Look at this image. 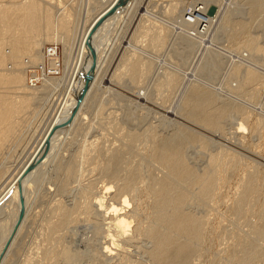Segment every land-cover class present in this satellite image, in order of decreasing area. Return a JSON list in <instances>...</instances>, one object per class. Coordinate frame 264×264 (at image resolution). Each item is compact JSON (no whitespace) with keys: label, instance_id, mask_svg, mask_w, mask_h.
Listing matches in <instances>:
<instances>
[{"label":"rangeland","instance_id":"obj_1","mask_svg":"<svg viewBox=\"0 0 264 264\" xmlns=\"http://www.w3.org/2000/svg\"><path fill=\"white\" fill-rule=\"evenodd\" d=\"M194 1L195 0H142L141 3L137 4L136 8L133 9V12H131L129 18L127 19L126 28L123 29L124 31H122L118 42L116 41V46L113 48L115 49L113 50L114 52L112 51L114 54L111 52V57H108V60L104 65L105 68L103 67L104 70L102 69L100 78L98 79L97 85L95 86L91 97L86 102L85 113L87 118H83V121L78 120L76 122L74 130L71 131V134H69L70 136H67L68 139L66 137L68 141L65 139L66 141H63L64 144L63 142L61 143L62 146L64 145L62 147L63 149L60 145L61 149L59 148L55 155L53 154L54 156L52 155L51 159L49 158V161L47 160V163L41 166V170L33 176L34 178L32 177V180L34 181L33 195L35 198L33 201L30 200V202L27 203V206L29 204H33L31 206L32 211L29 219L26 221V225L23 227L21 233L16 239L12 253H10L4 264H113L116 262L118 260L117 256L113 258L114 260L112 258L106 260V258L101 257V255L99 256V252L101 250L103 251V247L105 246V243H103L105 239L103 238L106 234L104 230L107 226L106 224L104 226V223L107 220L103 219L105 222L101 220V217L103 218V216L100 213H97L95 209H93L94 212L91 210L92 213H83V202L87 199V197L92 199L94 197L92 192L96 194L105 182H110L112 185L116 186L117 182V184H119L122 179L131 177L133 179L130 182V186L135 187V185L138 186L140 183L142 185L139 184V187H145V185L148 184L147 181L149 180L148 182L150 183L152 180L151 176L156 178L164 175L165 173L168 174V168H166L164 164L161 166V162H158L157 160L155 161V159L151 157L153 156L151 154H153V146L157 144V142L168 144L171 141L173 143L179 142V144L183 147L182 152L184 153L185 158L188 163L195 168V170L197 169V172H202L204 169L211 170L212 164L209 161V154H211L210 152L212 151L213 153L217 152L218 149V151L223 150L236 153L238 157L240 156L239 158H242V162L244 163L242 167L240 166L235 172H233L229 182L221 188L217 196H212L213 194H210L211 196L207 194L199 195L197 184H189L187 180H185L187 183L184 180L178 181L179 178L177 179L176 177L172 178L173 181H171L173 184L175 183L174 186L176 185L177 187L183 188L187 194V198L189 197L183 202L185 205L183 204L182 208H184L186 212L193 213L202 220L201 223L203 222L201 237L195 240L189 239L188 241H191L190 243L194 244H191V246L189 243L191 250H193L192 254L189 251L191 258L187 255L188 252L186 255L189 260L187 257L186 260V255H184L185 259H183L187 262L186 264H264V238L257 235L255 228L256 224L264 223V217L262 220H258L257 218L258 213H260L261 216H264V210H262L263 191L260 186L256 187L254 193L252 194L253 198H251V202L246 205L245 210L244 208H237V210H235L236 194L238 196L239 193L237 192L240 190V181L243 177H245V171L249 170V172L259 174L264 172V132L259 133V131H251L252 128L248 126L243 134L235 135L236 129L240 123L239 121H241L244 116L242 110H249L248 112L252 114V119H257L259 116V118L264 121V87H260L258 85L259 91L255 99L250 98L247 94L234 90L233 87L237 85V79L229 74V68H231L230 62L239 61L243 55L248 54L247 51L241 54L233 49L232 44L234 40H228L225 35L231 29L230 26H228L229 24L225 25L223 23L224 26L222 27L224 28L222 29H225L226 31H221L216 35V37H213L215 41L211 39V36L209 38L206 37L209 34H213L211 33L213 31L210 30L208 34L207 31L203 29L204 27L207 26L208 28L209 26V24L207 25L204 23L206 22V19H211V21L216 20V22L217 20L219 22V20L221 21L222 19V17L218 16V11L220 9L217 2L213 0L208 5L203 4L206 6L205 8L203 5L199 6L198 8L201 9V7H203L205 12L204 9H201L202 11L198 9L199 14H197L198 10L195 11V13L193 12L192 15L190 14L191 19L188 20L189 22L187 20L186 22H183L178 14L169 10L170 5L168 3H171L174 5V10H176V12L184 11L185 9L190 12L191 9L189 8ZM239 1L236 3H238V7L241 4V7L242 3ZM250 2H253L252 4L255 6V9L259 10L255 12V15L257 14V16H259V18L255 16L257 17V20L250 21L251 18L249 10L254 9V6ZM257 2L259 3L258 5ZM249 3H244L245 12L243 13L244 16L242 18H245L248 22H252L250 29L251 32L256 36H259L260 42L264 44V0H250ZM164 5H167V12L164 11V8L162 9ZM74 7H78L77 9L81 11L80 4H77V6L75 4ZM83 7L84 6H82V8ZM246 12H248L249 15L245 14ZM196 14L200 15L201 21L199 18L194 17L197 16ZM193 18H195V21ZM150 21H155V23H150ZM191 21H194V26L191 25ZM200 24H203L204 27L199 26ZM194 27L195 31L197 30L199 32L202 29L204 30V33L199 32L201 36L195 35V33L197 34L198 32L192 31ZM196 27L198 29H196ZM181 28H184L186 31ZM179 29L181 31H179ZM188 29L192 31V34L188 31ZM159 31L163 33V36L159 34ZM181 32L187 33L183 35ZM189 32L191 36H189ZM205 32L206 35L204 37L202 34L204 35ZM187 34V37L195 36L196 39L192 37L194 40L191 42L188 38L186 39ZM157 36L165 41V44L163 45L164 47L162 46L163 48L161 47V49L158 46L159 43ZM239 36V39H241L244 34H239ZM218 38L223 39H220L219 41ZM197 42L198 44L200 42L201 45L200 52L197 44L195 45ZM63 47L64 45L61 42L54 43L49 41L46 43V66L49 75L57 77L62 75L64 55ZM51 49H54L56 52L53 56L49 55V51ZM9 50L10 49L7 47L6 52ZM216 50H221L222 55L225 53V58L220 60L222 55L220 54V56L217 54ZM136 51H138L140 56ZM135 53L137 54L135 55ZM54 57L59 59L60 64L56 71L50 72V60ZM141 57H143L142 60H139ZM217 57L219 59H216ZM129 59L131 64L134 62V65L137 60L139 61L138 65H140V68H138V72L137 69H133L131 65L129 66L127 64L130 63ZM244 59L241 60L243 64L247 61L245 64L251 65L252 67L254 66L256 69H260V71L264 73V54L255 52L252 53L250 57L248 56L246 61H243ZM151 60H154L153 64L150 62ZM146 62L150 64V69H148L149 72L147 71V68L149 67H147L148 63L146 64ZM220 63H222V69L224 68L222 72H218L217 69L221 66ZM227 64L230 65L228 66ZM143 67L146 69L141 71L146 74L139 71V69ZM126 68H132L133 70H136L138 74L136 75L132 69H128L126 71ZM168 69L169 71L174 70V72L181 77V82L178 84L179 86L174 87V91L171 90L172 88L170 89L167 87L166 84V82L169 81V79L166 78ZM29 70L30 76L35 70L37 73H41L39 68L38 70L37 68H30ZM131 70L133 73L130 72ZM166 71L167 73L164 74ZM131 74H134V79L131 78ZM32 80H34L38 85L41 84V79L31 77L30 83ZM157 83L160 84L159 88H157L158 90L155 88V86L157 87L158 85ZM193 84L202 86L205 92L208 90L209 93L214 94L215 102L207 105V110L211 112L213 116L215 112L214 110L216 109L218 110V113L220 112L219 109L221 112L224 111L223 113L220 112L222 115H218L219 119L216 117L217 115L214 116V118L217 119V121L215 120L214 122H221L219 125L222 124V126L212 123L213 127L211 126V128L207 125L209 126L208 128L205 126L206 124H204V117L201 114L202 112L199 114V112L196 111L195 113L197 114H195L193 109L192 111L190 108H186L182 98L188 94V91ZM166 88L168 89L167 91ZM45 92L48 94L47 91H44L43 95H41L43 99H45L44 97L46 96ZM170 92L171 96L169 95L168 97ZM41 99L34 102L36 106L38 105V109L41 108V106L44 107L47 103L46 97L45 100L42 99L45 104L43 102H41L43 104H39ZM196 102L197 101L194 103ZM103 103L105 110L102 111V114H99V116L97 110ZM33 107L34 105L32 108ZM32 108L26 113L27 116L29 115L28 118L33 115ZM36 113L37 112H35V114ZM40 113L41 112H38V115L30 117V120L26 118V115L23 116L24 119L22 117L23 121L21 122L22 126L23 124L25 125L31 122L33 123L32 126L34 129V125L37 121H39L42 117L44 118L43 115H46V118L48 114L44 112ZM195 115H198L200 118ZM200 115L202 116L201 123ZM36 117L39 119H36ZM33 119L36 121L34 120L33 122ZM70 122L71 117L68 119L67 124L69 123L68 125H70ZM30 125H25L26 127L24 126L22 128L23 131L21 133H23V136L25 135V141L27 140V137L31 135L30 131L32 126L30 127ZM214 125L217 126L214 127ZM263 128V126L262 128L260 127V130L263 131ZM24 129L25 131H29H26L27 135L24 134L26 133ZM226 129L229 132L226 131ZM36 134L37 132L35 135ZM191 135H199L201 138L200 141L204 140L207 143L203 141L205 143L204 145L202 144L203 142H198L199 140L193 142L191 141L192 139L189 138ZM11 141L15 144V139H11L9 142L10 144H5L7 147L4 146L3 150L1 149L0 173L3 170H7L10 163H14V161L7 160V158L4 160L5 162L1 160L5 157V154L8 156L10 151H6L4 149L8 150L9 145L12 147L15 146L14 144H11ZM25 141L22 143L25 144ZM86 145H88L89 148L93 147V150L88 149L87 151H84L83 147ZM21 146H17L18 150L17 148L14 150H17L15 155L12 154L14 151L10 152L13 155L12 158L15 159L17 155L20 154L19 149ZM157 146L155 148H157ZM207 146L208 148H206ZM12 147H10V149ZM206 149L208 152H206ZM3 151H5V154H3V158H1ZM109 162L110 165L107 166ZM108 168L111 170L112 168L113 170H117L118 175L114 178L110 173L111 170H108ZM248 174L249 173L246 175ZM140 176H142L141 178H145V182H141V179L139 180ZM1 179L2 178H0V180ZM135 180L140 182L135 183ZM0 185H2V182H0ZM0 188L2 187L0 186ZM85 188H88V191L91 190V192H87L89 194L92 193L90 194L91 197L88 194V196L85 197L86 194L84 192L81 193L82 190H86ZM132 189L133 188L128 190L130 196L132 197L131 194L135 192L133 198H137V201L140 200L141 202L138 214L139 218L145 219V221L148 220L149 223L156 222L153 218L155 215V209L151 205L153 200L148 197L149 195H147L144 191L141 192V189L140 191L137 189L138 192L137 190L133 192ZM114 190H116V188ZM26 194H24V199L31 196V194ZM144 194H146V196H144ZM121 197L119 199L117 198L120 202L122 200ZM117 199L115 198L116 201ZM58 200L64 203L60 202L61 204H59ZM15 201H11V207L14 210H16V207L19 209V204L15 203ZM73 202H76L77 205ZM233 203L235 204L234 207L232 206L234 205ZM62 204H66L65 206L71 208H73V206H78L77 211L73 209L76 211L75 213L71 210L74 213H71L73 215L70 217L71 220L67 219V217L69 218L71 215L69 214L71 212L69 208L63 206L65 209L67 208L66 210L69 212L66 211V215L61 214L63 217L59 214L57 207ZM80 208L82 210H80ZM13 209H11V211ZM246 209L249 210V213ZM260 210L262 212H260ZM98 214H100L101 217ZM1 215L2 214H0V220L2 221L3 215L2 217ZM72 217H74V219ZM49 221H51V224H49ZM1 225L3 226L2 223L0 226ZM2 226L0 227V236L3 235L4 229ZM155 226L158 225L156 224ZM136 239L137 238L129 244L127 243L128 245L126 244L129 256L123 260L122 264H137L138 262H141V260L146 263H151L152 261L151 264H156L155 261L153 262V260H150L152 257L147 254V249H150L152 242L144 236H140L137 240ZM184 240L188 239L184 237ZM248 244L250 245L248 246ZM249 247L250 249L256 247L257 249L263 251V254H261L262 256H256V259L253 257L252 260L249 258V255L246 257L247 253L243 250H247ZM65 249L69 250V256H65V254H63ZM227 249H230L228 250L229 255H234L236 251L239 250V255L242 254L244 255L243 257H246V260H243L244 263L239 262L240 260H236V258L234 259L229 257ZM235 249L236 251H234ZM230 251L233 253H230ZM103 259L106 261H103ZM116 264L118 263L116 262Z\"/></svg>","mask_w":264,"mask_h":264},{"label":"bare ground","instance_id":"obj_2","mask_svg":"<svg viewBox=\"0 0 264 264\" xmlns=\"http://www.w3.org/2000/svg\"><path fill=\"white\" fill-rule=\"evenodd\" d=\"M120 1L121 0H0V155L4 146L7 147L5 144H10L9 143L10 140L15 139V144L11 141V144L15 145L14 147L9 145L8 150L4 149L6 151L10 150L8 156H6L5 151H3L1 157L3 158V154H5L4 155L5 157L1 160L4 161L7 158V160H12L14 161V163L10 161L13 163V164L10 163L9 165L10 168L8 166L9 169L7 168V170H3L5 172L2 171L3 173L2 172H1L2 174L0 173L1 175L0 178H2L0 180V182H2V185H0L2 187L0 188V214L3 215V217L1 215L2 221L0 220L1 221L0 224L1 223L3 224V226L2 225L1 226L4 229L3 235L0 236L1 237L0 264H4L10 253H12L13 251L12 249L14 247L16 239L21 233L23 227L26 225L27 219H29L30 217L32 211L31 206L33 205L32 201L35 198L33 195L34 181L32 180V177L35 176L39 172V170H41L40 169L41 166L45 165V163H47V160L49 158L51 159V156L53 154L55 155V153L59 150L61 143L66 139V137L69 134H71V131L74 130V125L76 124V122L78 120L83 121V118H87L85 113L86 102L91 97L94 88L97 85L98 79L100 78L102 69L105 63L107 62L108 57H111L110 56L111 52L115 50L113 48L114 46H116L115 44L118 42L122 31H124L123 29L126 28L125 26L127 23V19L129 18L131 12H133V9L136 8L137 4L141 3L142 0H124L122 3H120ZM195 1L197 3V0ZM195 1L192 2L191 7L189 8L191 9L190 12H188V10L186 9L184 11L176 12V10H174V5H172L171 3H168L170 5L169 10L175 14H178L181 20L183 22L184 21L186 22V20L188 21L189 19H191L190 17L193 14V12L195 13V11L200 9L198 8L199 6H202L203 4L208 5L213 0H198L197 4L195 3ZM214 1L217 2L219 6L220 10L218 11V16L222 17V19L221 21L219 20V22L218 20L217 22L216 20L211 21L210 18H209L210 20L206 19V22L204 23H206L207 25L209 24L208 28L207 26L204 27L203 24L199 25L201 27H204L203 29H205L207 33L210 30L213 31L211 32L213 34L208 33L209 35H207L206 37L209 38L211 36L212 37L211 39L215 41L213 37H216V35L219 34V32L221 31L222 32L226 31L225 29H222L224 28L222 26H224V24L225 25L229 24L228 26H230L231 29L225 35L227 36L228 40L229 39L234 40L232 44L233 49L235 51L240 52L241 54L247 51L248 55H243L241 60L244 58L247 59L248 56L250 57L251 54L255 52L264 54V44L260 42V37L254 35V33H252L250 30L252 26V22L250 21L257 20L256 19L257 17L259 18L257 14L255 15V12H257L258 9H255V6L252 4L253 2L252 3L250 2L254 6V9L249 10L251 20L248 22L245 20V18L242 17L244 16L243 13L245 12L244 3L248 4L250 0H240V1L214 0ZM238 1L242 3L241 7H240L241 4L238 7L237 5L238 3H236ZM75 4L76 6L77 4L78 5L80 4L81 11L77 9L78 7L77 8L74 7ZM258 4L259 3L257 2V5ZM204 5L203 7L205 8L206 6ZM82 6L84 7L82 8ZM166 6L167 5H164L162 9L164 8V11L167 12ZM203 7H201L202 10L204 9ZM197 12L196 13L199 14V10ZM245 14H248V12H246ZM194 17L199 18V20L201 18L200 15ZM195 18H193L194 21ZM193 22L191 25L194 26L195 23L193 24ZM150 23H155V21H150ZM194 29L195 27L192 30L193 32L195 31ZM196 29L198 28L196 27ZM161 31H159V34L163 36V33ZM179 31L181 30L179 29ZM188 31H190L192 34V31L190 29H188ZM190 32L188 34H190ZM195 32L198 31L196 30ZM199 32L204 33V30L201 29ZM199 32L197 34L195 33V35L201 36ZM185 33H183V35H185ZM242 33L244 34V36L241 39H239L240 38L239 34ZM188 34L186 35V39L188 38L191 42H193L194 39H192V37L195 38V36L187 37ZM191 34L189 36H191ZM205 35L206 32L204 35L202 34V36L204 37ZM157 37L159 43L158 46L161 49V47L165 44V41L159 36ZM220 39L218 38L219 41ZM49 41L50 42L52 41L54 43L61 42L64 45L63 73L59 77L54 75H49V73L47 72L45 45ZM196 44L200 52V47H201L200 42L199 44L198 42L195 43V45ZM7 47L10 49L8 52H6ZM113 52L112 54H114ZM136 52L138 53V51ZM137 53H135V55ZM216 53L220 55L221 50L217 51ZM224 54L223 55L221 54L222 57L220 60L225 58ZM138 55L140 56L139 53ZM218 57L216 59H219ZM142 58L143 57L139 58V60H142ZM246 59H244L243 61H246ZM241 60H239L240 62L239 61L232 62L230 59L231 68H229L230 70L229 74H231L232 76L235 77V79H237L236 82L237 85L234 86L233 88L234 90L247 94L250 98L255 99L259 91L258 85L260 87L261 86L264 87L263 85L264 73L260 71V69H256V67L254 66L252 67L251 65L245 64L247 61L243 64ZM129 62L130 63L127 64L129 66L131 65L133 69H137L138 72V68H140L139 67L140 65H138L139 61L137 60L135 62L136 63L135 65L133 64L134 62L131 64L130 59ZM150 62L153 64L154 60L153 61L151 60ZM147 63L148 62H146V64ZM59 64L60 63L58 58L56 57L51 58L50 60L51 68L49 69L51 70L50 72L56 71L58 69ZM220 64L221 66L217 68L218 72L219 71L222 72V70H224V68L222 69L223 67L222 63ZM149 65L150 64L148 63L147 67H149ZM227 65L229 66L230 64ZM30 68H35V69L37 68V70L39 68L41 70V73H37V71L35 70L32 72L30 76L29 74ZM132 68H126V71ZM143 69L146 68L143 67L139 69V71L143 72L141 71ZM148 69H150V67L147 68V71ZM132 70L130 71L131 73H133L134 71L136 75L138 74L136 70L133 71ZM88 71L89 73L92 74V77L91 80L87 83L85 81V75L86 73H88ZM166 73L167 71L164 74ZM133 75L132 77L130 75L129 76L132 79H134L135 76L133 78ZM31 77L41 79L40 81L41 84L38 85L34 80H32L30 83ZM166 78L169 79V81L166 82L167 87H169L170 89L172 88L171 90L173 91L175 90L174 87L179 86L178 84L181 82V77L178 76L174 72V70L169 71L168 69ZM159 86L160 84H158L157 87L155 86L156 90H158L157 88H159ZM167 90L168 89L166 88V91ZM44 91L48 92V94L45 92L46 96L44 97L45 99L47 97L46 101L48 104L46 103L44 107L41 106V108L38 109L37 107L38 105L36 106L34 102H37V100H40L42 98L41 95H43ZM171 92L168 94V97L171 94ZM183 98L182 100L186 108H190L191 110L193 109L194 113L196 111L199 112V114L200 112H202L201 114L204 117L203 120H204V124H206L205 125L206 127L208 128L209 126L211 127L213 125L212 123L218 125L219 123H221V122L215 123L214 121L215 120L217 121V119H215L214 116L217 115L216 117L218 118V115H222L221 113H223L224 111L221 112V110L219 109L221 113L220 112L218 113V110L216 109L217 111L214 110L215 112L213 116V114L207 110L208 109L207 105L215 102L214 94L209 93L208 90H206L205 92L202 86L193 84L190 87L188 94H186L185 97L183 96ZM42 99L40 102L38 101L39 104L43 102V100H45ZM195 101L197 102L194 103ZM43 103L45 104V102ZM33 105L34 107L32 108ZM31 108L33 112L32 114L35 116L38 115L37 114L38 112L41 113L44 112L48 114L46 118H45L46 115H43L45 119L42 117L40 118L39 121H37V123L34 125V129L32 126L33 123L30 122L31 125L30 123L25 124L26 126L27 125H30V127L32 126L30 131L31 135L28 136L27 140L25 141L24 140L25 135L23 136V133H21L23 131L22 128L25 125L23 124L22 126L21 122L24 119L23 116L26 115V118H28L29 115L27 116L26 113ZM104 108H105L104 103L98 107L97 110L98 115L102 114V111L105 110ZM245 110H242L244 116L242 115L243 119L239 121L240 123L236 129L235 135L243 134L248 126L252 128L251 131H256V132L259 131V133L264 132V130L263 131L260 130V127L261 128L262 126L264 127L263 119H260L259 116L257 119L256 118L252 119L251 116L252 114L248 112L249 110L246 111ZM35 112L37 113L35 114ZM202 116L200 119L201 120L200 123L202 122ZM38 117H36V119ZM70 117H71V122L70 125H68L69 123L67 124V122L68 119H70ZM34 120L35 119H33V122ZM215 126L217 125H214V127ZM219 126H222V124H220ZM226 131L228 130L226 129ZM27 132L24 134L27 135ZM36 132H37L36 135L38 137L35 135ZM196 136L191 135V137L189 136V138L192 139L191 141L193 142L199 140L198 142L201 143L204 141V140L200 141L201 138L199 137V135L197 137ZM24 141L25 144L22 143ZM204 142L207 143L206 141ZM204 142L202 144L205 145ZM162 143L157 142V144H155L156 146L159 144L157 148H155L156 147L155 145L153 146V154H151L153 156L151 157H153L155 161L157 160L158 162H161L160 163L161 166L162 164H164L165 167L168 168L167 169L168 174L165 173L164 175H161L156 178H154V176L153 177L151 176L152 180L150 181V183L148 182L149 181L148 180L147 181L148 184H146L147 186L144 184L145 187L142 186L139 187L140 181L137 182L136 180L135 183H139L138 186L136 185L135 187L130 186V182L133 179L131 177L122 179V181L119 182V184H117L118 182L116 183V186L112 185L110 182H105L103 183L101 189L97 191L98 193L96 191H95L96 194L94 192H92L93 194L90 193L94 196L92 199L87 197L88 195L90 196V194L87 192H91V190L88 191L89 187L87 189L85 188L86 190L84 191L82 190L81 192V193L84 192L86 196L83 194L82 195L87 197V199L85 198L86 199L85 201L83 200L84 201L82 205L83 213H90L91 210L95 209L97 213H100L103 216L102 218L101 215L98 214L100 215L101 220L103 219L107 220L106 222L103 220L105 223L102 222L104 223V226L106 224L107 227L105 230L103 229L106 232V234L103 232L105 234L103 238L105 239V241H103V243H105V246L104 247L102 246L103 251L101 250L102 252L101 251H100L101 253L99 252V256L101 255V257L106 258V260H108L109 258L113 259L115 256H117L118 260L115 261L118 264H122L123 260L129 256L128 249L126 246L135 238L138 239V237L144 236L152 242V246H150V249H147L148 250L147 254L152 257V259L150 260H153V262L155 261L156 264H186L187 262L184 259L190 253L192 254L193 250H191V246H192L191 244H194V243H190L191 241L190 242L188 241L189 239L195 240L201 237L203 222L201 223L202 220L200 218H198L193 213L186 212L185 209L182 208L184 204L183 202L187 200L189 197L187 198V194L185 190H183V188L177 187L176 185L174 186L175 183L173 184L172 178L176 177L177 179L179 178L178 181L187 180L189 184L190 183L197 184L199 195L213 194L212 196L214 195L217 196L221 188L229 182L233 172H235L237 168H239L240 166L242 167V165L244 164L242 162V158H239L240 156L238 157L236 153L223 151L221 149H220L221 151H218L219 149L217 148L218 149L217 152L213 153L212 151L210 152L211 154H209L210 155L209 161L212 164L211 170L204 169L202 170V172L201 171L197 172V169L195 170V168L188 163L187 159L184 156V153L182 152L183 147L179 144V142L173 143L171 141L168 144L167 143L162 144ZM17 146H21V148L19 149L20 154L17 155V157L14 159L12 158V156L15 155V152L17 153L18 150ZM63 146L61 145V148ZM10 147L12 148L10 149ZM16 148L17 150L14 151ZM92 148H89L88 145H86L83 147V150L87 151L88 149L90 150ZM206 148H208V146ZM10 152H13L12 153L13 155ZM206 152H208V150ZM7 163L9 164L8 161ZM109 165L110 162L107 164V166ZM108 170L111 169L108 168ZM117 172L118 171L113 170V168L110 171L111 175L114 178L118 175ZM246 172L249 174L246 175L247 174ZM244 175L245 177H243L242 180L240 181L241 185H239L240 190L237 192L239 193L238 196L236 194V199H235L236 202L234 200L236 204L235 207L236 209L233 208L235 206L234 203H233L234 205H232L233 207L232 206L231 207L235 210H237V208L238 209L244 208L245 210L246 205H248L251 202V198H253L252 194L254 193L256 187L260 186V188L263 191L262 210H264V172H262V174H259L255 172H249V170H247L245 171ZM141 177L142 176H140L139 180L141 179V182H145V178H141ZM21 188L23 190V200L25 196L24 194L26 193L29 195L31 194L32 196V197L30 196L29 198L25 197L26 198L25 213L22 217L20 216V211H21L20 206L22 204L21 194H20ZM115 188L116 190H114ZM131 188H133L132 189L133 192L137 189L140 191L141 189V192L144 191L147 195H149L148 197H150L153 200V202L151 201L152 202L151 205L155 209V215L153 216V218L157 223L154 222V220H153L154 223H149L148 220L145 221V219L139 218L138 214H139V207L141 206V202L140 200L137 201V198H135L136 200L133 198L135 192L131 194L132 197L130 196L128 190H130ZM15 194L17 197L15 196ZM146 194H144V196H146ZM120 197L122 198L121 202L118 200ZM18 198L20 199V201ZM115 198L116 199L118 198L117 201L115 200ZM30 200H32L31 201L32 205L29 204L27 206V203L30 202ZM11 201H15V203L19 204V206L16 204L19 207V209L16 207L15 208L16 210H14L11 207L12 204ZM60 202L62 201H59L58 203L61 204ZM73 203L77 205L76 202ZM65 205L63 204L60 206L58 205L57 210H59L60 215L61 214L66 215L67 212H69L66 210L67 208H69L70 211L72 210L74 213L78 209L77 208L78 206H73V208H71ZM61 206L62 207L65 206L67 208L65 209V207L62 208ZM11 209L14 210V211L12 210L13 213ZM73 209H75L76 211ZM82 209L80 208V210ZM72 211L69 214L71 213L74 214ZM246 211H248L249 213V210L246 209ZM92 212H94V210ZM260 212L262 211L260 210ZM72 214L69 216V218L67 217V219L71 220L70 217L73 216ZM63 215L61 216L63 217ZM263 217L264 216H261L260 213L257 214L258 220H262ZM72 218L74 219V217ZM49 222H50L49 224H51V221ZM154 224L155 225L157 224L158 226H155ZM255 228L257 235H259V237L261 238H264V223L256 224ZM184 237L187 238L188 240H184ZM189 243L191 246L189 245ZM249 245L250 244H248V246ZM250 247L247 250L246 249L245 250L241 249V250L246 251L247 256L246 255L245 256L248 257L249 255L250 256L249 258H251V260L253 259V257H255L256 259V256L259 257L261 254H263V251L257 249L256 247L253 249L252 248L250 249ZM228 250L230 249H227V251ZM232 251H230V253ZM234 251H236V249ZM238 251H236L237 254L235 253L234 255L232 254L229 255V251L227 254L229 255V257H232L234 259L236 258V260H240L239 262L244 263L243 260H246V257H243L244 255L242 254L239 255ZM63 254H65V256H69L70 255L69 250L65 249L63 251ZM184 255H186L185 258ZM106 260L103 259V261ZM116 262H114L113 264H116ZM149 263L148 262L146 263L141 260V262H138L137 264H149Z\"/></svg>","mask_w":264,"mask_h":264},{"label":"water","instance_id":"obj_3","mask_svg":"<svg viewBox=\"0 0 264 264\" xmlns=\"http://www.w3.org/2000/svg\"><path fill=\"white\" fill-rule=\"evenodd\" d=\"M123 1L124 0H121L120 3H122ZM91 77H92V74L89 73V71H88V73H86V75H85V81L88 83L91 80ZM20 194H21V200H22V204L20 206V210H21L20 211V216L22 217L24 215V213H25V199L23 200V190H22V188L20 190Z\"/></svg>","mask_w":264,"mask_h":264},{"label":"built area","instance_id":"obj_4","mask_svg":"<svg viewBox=\"0 0 264 264\" xmlns=\"http://www.w3.org/2000/svg\"><path fill=\"white\" fill-rule=\"evenodd\" d=\"M55 53H56V52H55V50H54V49H51V50L49 51V55H50V56H53V55H55Z\"/></svg>","mask_w":264,"mask_h":264}]
</instances>
